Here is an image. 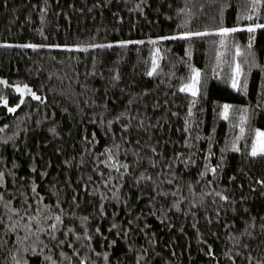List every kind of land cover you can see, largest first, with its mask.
I'll return each mask as SVG.
<instances>
[{"label":"trees","instance_id":"1","mask_svg":"<svg viewBox=\"0 0 264 264\" xmlns=\"http://www.w3.org/2000/svg\"><path fill=\"white\" fill-rule=\"evenodd\" d=\"M256 25L264 0H0V264H264Z\"/></svg>","mask_w":264,"mask_h":264},{"label":"snow or ice","instance_id":"2","mask_svg":"<svg viewBox=\"0 0 264 264\" xmlns=\"http://www.w3.org/2000/svg\"><path fill=\"white\" fill-rule=\"evenodd\" d=\"M256 2H259V0H256ZM256 27H264V25H256ZM256 27H249L247 30L249 32H254L256 30ZM238 29H222L219 33V35L221 36H227L230 32H235L237 31ZM207 33H200V32H197V33H194L193 35H196V36H200V35H206ZM180 38H183V39H187V38H190L188 36H185V37H180ZM171 39H176V37H171ZM153 43H155V41H153ZM28 47H32V45H27ZM123 46V45H122ZM250 47V45H249ZM159 50H157V53H158ZM240 53L237 52V55H239ZM155 64V61L153 62ZM156 67H158V65L154 66L153 68V72L156 71ZM153 72H150L149 75H152ZM239 72V66H237V73ZM192 83L189 84V85H186L184 88H181L180 91L182 92H190L191 95L193 97L197 96L198 93H199V88H198V85L200 83V73L199 71H194V75L192 77ZM237 84L236 82L233 83V87H236ZM19 90V89H18ZM33 97L35 99H40L39 97L35 96L33 94ZM228 109H229V106L228 105H225L224 106V116L225 118L227 119L228 118ZM10 111H15V109H10ZM258 137L260 138L259 141H258V144L257 145H253L252 147V150H251V156L253 157H256L258 155H264V132H260L257 134ZM214 171V169H213ZM57 220H59L60 218L59 217H56ZM53 227H55V225H53Z\"/></svg>","mask_w":264,"mask_h":264},{"label":"rangeland","instance_id":"3","mask_svg":"<svg viewBox=\"0 0 264 264\" xmlns=\"http://www.w3.org/2000/svg\"><path fill=\"white\" fill-rule=\"evenodd\" d=\"M193 81H192V79H191V81H190V83L189 84H191ZM189 84H187V85H189ZM185 87V86H184ZM260 132H264V131H261V130H259V131H257V133H256V136L254 137V142H253V145H257L258 144V141H259V137H258V133H260ZM253 147V146H252ZM251 150H252V148H251Z\"/></svg>","mask_w":264,"mask_h":264}]
</instances>
